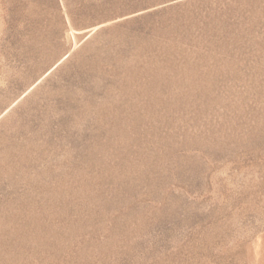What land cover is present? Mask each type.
I'll return each mask as SVG.
<instances>
[{"label":"rangeland","instance_id":"rangeland-1","mask_svg":"<svg viewBox=\"0 0 264 264\" xmlns=\"http://www.w3.org/2000/svg\"><path fill=\"white\" fill-rule=\"evenodd\" d=\"M0 264H264V0H0Z\"/></svg>","mask_w":264,"mask_h":264}]
</instances>
